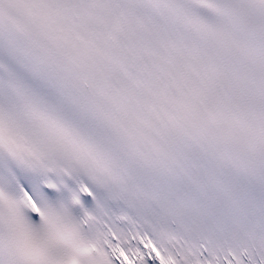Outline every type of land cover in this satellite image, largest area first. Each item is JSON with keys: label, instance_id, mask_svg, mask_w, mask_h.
<instances>
[{"label": "snow or ice", "instance_id": "obj_1", "mask_svg": "<svg viewBox=\"0 0 264 264\" xmlns=\"http://www.w3.org/2000/svg\"><path fill=\"white\" fill-rule=\"evenodd\" d=\"M0 264H264V0H0Z\"/></svg>", "mask_w": 264, "mask_h": 264}]
</instances>
